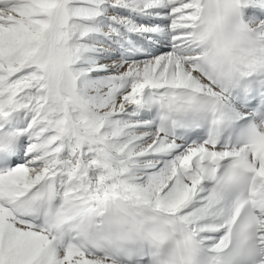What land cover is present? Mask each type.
<instances>
[{
	"label": "snow or ice",
	"instance_id": "obj_1",
	"mask_svg": "<svg viewBox=\"0 0 264 264\" xmlns=\"http://www.w3.org/2000/svg\"><path fill=\"white\" fill-rule=\"evenodd\" d=\"M0 264H264V0H0Z\"/></svg>",
	"mask_w": 264,
	"mask_h": 264
}]
</instances>
